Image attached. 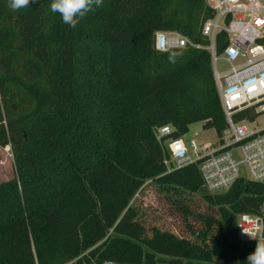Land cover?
<instances>
[{
    "label": "trees",
    "instance_id": "16d2710c",
    "mask_svg": "<svg viewBox=\"0 0 264 264\" xmlns=\"http://www.w3.org/2000/svg\"><path fill=\"white\" fill-rule=\"evenodd\" d=\"M50 4L13 11L0 0V148L14 165L0 183V264H247L256 244L237 240L235 220L258 213L264 183L238 179L207 194L196 164L167 172L155 138L167 126L164 140L181 139L200 123L222 141L205 1L104 0L75 28ZM157 32L189 44L158 52ZM227 45L217 34L216 55ZM147 182L203 191L217 217L192 239L146 237L130 202Z\"/></svg>",
    "mask_w": 264,
    "mask_h": 264
},
{
    "label": "built area",
    "instance_id": "2783aa9c",
    "mask_svg": "<svg viewBox=\"0 0 264 264\" xmlns=\"http://www.w3.org/2000/svg\"><path fill=\"white\" fill-rule=\"evenodd\" d=\"M212 17L202 26V35L209 41L206 50L211 55L213 78L218 90L222 114L226 124L228 142L221 138L217 150L210 144L198 147L193 139L190 148L182 139L164 140L169 127L158 128L155 138L165 147L173 166L164 164L167 172L188 164H196L202 180V190L207 194L227 191L238 179L264 183V128H251L248 120H237L236 115L253 109L264 111V5L262 0H204ZM223 32L228 45L217 56L215 38ZM186 38L177 33L157 32L153 48L158 52H174L184 48ZM199 48V46H193ZM216 57L229 68L218 72ZM253 123V122H252ZM223 132V133H224ZM222 133V134H223ZM6 153L8 154V148ZM237 152L239 158H235ZM245 170L247 177L240 175ZM237 240L245 244H256L246 232L256 239L264 238V203L257 214L242 213L236 216ZM100 264H117L105 261Z\"/></svg>",
    "mask_w": 264,
    "mask_h": 264
},
{
    "label": "rangeland",
    "instance_id": "374dc122",
    "mask_svg": "<svg viewBox=\"0 0 264 264\" xmlns=\"http://www.w3.org/2000/svg\"><path fill=\"white\" fill-rule=\"evenodd\" d=\"M264 5V0H262ZM215 66L218 72H224L229 68L222 59L216 57ZM259 116L253 123H248L251 128H264V111L259 109ZM228 134H222V140L228 142ZM190 148L193 139L198 147L210 144L212 148L218 146L219 139L213 129L205 130L202 124L190 125L187 134L181 138ZM8 154L11 152L8 149ZM235 158H239L234 152ZM168 166H173L168 161ZM243 178L247 177L245 170H240ZM14 165L12 157H9L5 148H0V183L12 179ZM189 193L177 188H162L153 183H146L131 200L130 205L137 212V221L143 226L145 236L150 237L153 229L169 232L178 238L192 239L194 231L203 229L202 219L216 218L217 210L210 208L204 202L201 194Z\"/></svg>",
    "mask_w": 264,
    "mask_h": 264
},
{
    "label": "clouds",
    "instance_id": "9594fccd",
    "mask_svg": "<svg viewBox=\"0 0 264 264\" xmlns=\"http://www.w3.org/2000/svg\"><path fill=\"white\" fill-rule=\"evenodd\" d=\"M8 3L13 11H19L37 3V0H8ZM103 4L104 0H51L50 10L59 14L64 24L75 28L82 19ZM246 235L257 241L255 250L246 258L247 264H264V238L256 239L250 232H246Z\"/></svg>",
    "mask_w": 264,
    "mask_h": 264
},
{
    "label": "crops",
    "instance_id": "0c3cea01",
    "mask_svg": "<svg viewBox=\"0 0 264 264\" xmlns=\"http://www.w3.org/2000/svg\"><path fill=\"white\" fill-rule=\"evenodd\" d=\"M217 149H219L218 146L214 147V150H217Z\"/></svg>",
    "mask_w": 264,
    "mask_h": 264
}]
</instances>
